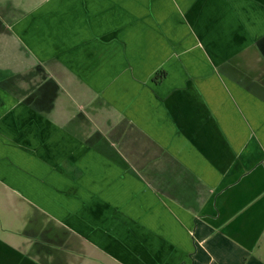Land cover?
<instances>
[{
	"label": "crops",
	"instance_id": "crops-1",
	"mask_svg": "<svg viewBox=\"0 0 264 264\" xmlns=\"http://www.w3.org/2000/svg\"><path fill=\"white\" fill-rule=\"evenodd\" d=\"M254 66L264 0H0V264H264Z\"/></svg>",
	"mask_w": 264,
	"mask_h": 264
},
{
	"label": "rangeland",
	"instance_id": "rangeland-1",
	"mask_svg": "<svg viewBox=\"0 0 264 264\" xmlns=\"http://www.w3.org/2000/svg\"><path fill=\"white\" fill-rule=\"evenodd\" d=\"M254 69L255 76L264 80V69H260L259 72L256 71L255 66ZM11 206H13L12 202L7 201L5 196L0 197V236L7 238V240L11 239L19 242L17 239H15V237H20V235H17L19 234L17 229L23 225V223L20 221L18 216L11 215L13 212ZM13 229L15 230V234L11 233Z\"/></svg>",
	"mask_w": 264,
	"mask_h": 264
}]
</instances>
